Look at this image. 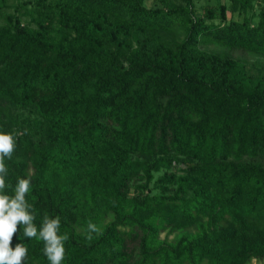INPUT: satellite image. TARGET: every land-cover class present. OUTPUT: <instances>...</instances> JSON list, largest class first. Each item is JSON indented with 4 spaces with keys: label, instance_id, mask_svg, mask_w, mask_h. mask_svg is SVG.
Masks as SVG:
<instances>
[{
    "label": "trees",
    "instance_id": "obj_1",
    "mask_svg": "<svg viewBox=\"0 0 264 264\" xmlns=\"http://www.w3.org/2000/svg\"><path fill=\"white\" fill-rule=\"evenodd\" d=\"M226 1L0 0V194L30 181L61 264L264 260V71L200 48L264 57V0Z\"/></svg>",
    "mask_w": 264,
    "mask_h": 264
},
{
    "label": "clouds",
    "instance_id": "obj_2",
    "mask_svg": "<svg viewBox=\"0 0 264 264\" xmlns=\"http://www.w3.org/2000/svg\"><path fill=\"white\" fill-rule=\"evenodd\" d=\"M14 150L13 137L11 134H0V190L6 188L5 176L7 169L4 163L5 158L11 159ZM30 181L18 179L15 187V195L9 197L7 194H0V264H21L27 254V249L22 244L10 247L13 235L17 231V225H24L23 235L28 238L37 237L44 242V255L50 264H61L64 258L63 242L66 236L57 234L60 220L59 217H45L42 226L37 232V227L32 223L35 217L30 213L29 205L25 200L28 193ZM89 229L96 230L95 225L89 224Z\"/></svg>",
    "mask_w": 264,
    "mask_h": 264
},
{
    "label": "rangeland",
    "instance_id": "obj_3",
    "mask_svg": "<svg viewBox=\"0 0 264 264\" xmlns=\"http://www.w3.org/2000/svg\"><path fill=\"white\" fill-rule=\"evenodd\" d=\"M218 1L222 4L228 5V2L226 0H218ZM143 3L146 7H150L152 5V0H143ZM193 3L196 13L201 14L203 8L207 5H213L215 3V0H193ZM254 11H256V7H254ZM4 12L11 13L12 9L11 8L5 9ZM226 15L228 19L237 18L235 14L231 15L229 12H227ZM21 20L25 21L26 17L21 18ZM200 48L210 53L224 54L233 58L234 60L240 61L245 64L246 68L249 69L251 73L264 71V57H260L248 52H243L241 50L229 49L216 45H200ZM161 236H163V234H161ZM249 264H264V260L262 261L252 260Z\"/></svg>",
    "mask_w": 264,
    "mask_h": 264
}]
</instances>
